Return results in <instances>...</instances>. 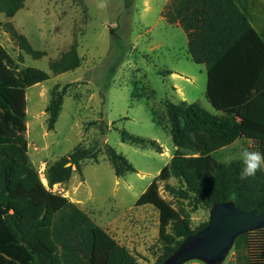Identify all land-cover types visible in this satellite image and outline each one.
<instances>
[{
  "label": "trees",
  "instance_id": "obj_1",
  "mask_svg": "<svg viewBox=\"0 0 264 264\" xmlns=\"http://www.w3.org/2000/svg\"><path fill=\"white\" fill-rule=\"evenodd\" d=\"M25 1L0 0V13L12 18ZM162 16L183 28L191 59L205 65L206 97L218 114L198 102L165 100L168 124L163 125L151 105L153 122L171 136L175 147L171 160L135 204L152 206L159 213L158 241L163 254L156 264L184 238L207 226L209 215L194 226L193 214H209L214 205L229 201L243 211L264 212V172L241 181L240 159L220 163L214 158V153L240 138L255 143L264 153V91L253 94L258 76L264 75V41L233 0H171ZM7 26L27 55L45 56ZM81 63L77 48L72 47L50 63V70L60 75L78 69ZM169 74L163 72V76ZM49 79L43 70L22 66L0 44V208L8 211L0 215V264H143L77 204L48 190L33 166L26 138V91ZM149 93L151 101L155 93ZM62 105L63 94L52 91L46 109L49 131L54 130ZM120 138L123 143L163 153L158 142L126 130L120 131ZM105 147L116 176L135 172L123 155ZM94 150L78 149L70 158L51 164L45 174L48 186L68 182L73 167L81 171V161L97 158ZM160 184L175 204L161 196ZM243 247L246 254L237 256V264H264V228L240 236L234 248Z\"/></svg>",
  "mask_w": 264,
  "mask_h": 264
},
{
  "label": "rangeland",
  "instance_id": "obj_2",
  "mask_svg": "<svg viewBox=\"0 0 264 264\" xmlns=\"http://www.w3.org/2000/svg\"><path fill=\"white\" fill-rule=\"evenodd\" d=\"M170 2L107 0V6L100 7L104 0H26L14 17L0 13V44L22 66L50 75L47 82L26 91L28 154L43 184L48 186L45 174L51 164L70 158L75 150H92L103 136L108 137L106 145L123 155L135 172L117 177L103 147L95 152L96 159L81 161V171L73 167L72 178L52 191L80 201V208L143 264H156L163 254L158 241L159 213L152 206L135 204L170 157L123 143L120 131L154 140L172 155L171 136L153 122L151 114L153 107L167 125L163 104L179 100L172 82L163 76L164 69L190 73L203 68L187 60L188 39L183 28L163 18ZM8 23L45 56L34 59L21 50ZM72 47L77 48L81 66L53 75L50 63ZM188 78L187 83L180 81L188 100L214 112L204 90L205 74L196 82ZM150 90L155 96L148 101ZM52 91L63 94V105L54 130L49 131L46 109ZM244 148L258 151L255 143L240 138L214 153V158L230 163L240 159ZM160 188L161 196L175 204L162 184ZM208 215L205 211L193 214L194 226ZM239 254L245 255V248L237 251L233 247L222 264H234L233 256Z\"/></svg>",
  "mask_w": 264,
  "mask_h": 264
},
{
  "label": "water",
  "instance_id": "obj_3",
  "mask_svg": "<svg viewBox=\"0 0 264 264\" xmlns=\"http://www.w3.org/2000/svg\"><path fill=\"white\" fill-rule=\"evenodd\" d=\"M106 139V136L101 138L94 152L106 146ZM7 212L0 208V215ZM262 228L264 212L257 214L253 210H240L232 201L216 204L209 211L207 226L184 238L177 249L160 264H186L190 261L222 264L240 236Z\"/></svg>",
  "mask_w": 264,
  "mask_h": 264
},
{
  "label": "crops",
  "instance_id": "obj_4",
  "mask_svg": "<svg viewBox=\"0 0 264 264\" xmlns=\"http://www.w3.org/2000/svg\"><path fill=\"white\" fill-rule=\"evenodd\" d=\"M233 1L239 7V9L242 11V13L247 17V19L249 20V22L251 23L253 28L256 30V32L258 33L260 38L264 41V0H233ZM186 58L188 61L193 62L189 53L187 54ZM197 65L202 66L203 68L197 67L196 69L193 70V72H190V73L185 71L184 69H164V70L171 72V74L166 75L164 77H167L168 80H170L172 82L171 87H172L173 91L179 96L178 101H186L188 103H191V101L188 100L189 97L185 91V87L180 83V81H184L187 83L188 79H189L188 76H190L192 78V82H196V81H198L199 77L203 76V78H204V74H205L204 90L206 93L207 83H208L207 69H206L205 65H201V64H197ZM185 76H187V77H185ZM256 91H257V95L260 94L262 91H264V75L258 76L257 88H255L253 90V94H255ZM212 113L218 114V112L215 109H214V112H212ZM174 151H175V149H174ZM174 151H173V154H174ZM160 154L166 155L167 157L169 156L170 160L173 156V154L169 155V153L167 151L164 152V150H163V153H160ZM166 164L167 163H165V165ZM117 183H119V182L117 181ZM47 185H48V183H47ZM57 185H60V184H57ZM57 185H55V186H57ZM46 187L48 188V186H46ZM72 202L77 204L79 208L81 207L80 201H75L74 199H72ZM233 257L235 259L234 264H237V259L235 258V256H233ZM186 264H204V263H202L200 261H190Z\"/></svg>",
  "mask_w": 264,
  "mask_h": 264
},
{
  "label": "clouds",
  "instance_id": "obj_5",
  "mask_svg": "<svg viewBox=\"0 0 264 264\" xmlns=\"http://www.w3.org/2000/svg\"><path fill=\"white\" fill-rule=\"evenodd\" d=\"M107 0L100 4V7H106ZM231 156L228 157L230 161ZM240 160L242 167L239 173V179L241 181H246L251 177L256 176L257 172H264V153L260 151H250L244 148L240 153Z\"/></svg>",
  "mask_w": 264,
  "mask_h": 264
},
{
  "label": "built area",
  "instance_id": "obj_6",
  "mask_svg": "<svg viewBox=\"0 0 264 264\" xmlns=\"http://www.w3.org/2000/svg\"><path fill=\"white\" fill-rule=\"evenodd\" d=\"M48 188H49V190H51V191H52V189H54V188H55V186H53L52 188H50V187L48 186Z\"/></svg>",
  "mask_w": 264,
  "mask_h": 264
},
{
  "label": "bare ground",
  "instance_id": "obj_7",
  "mask_svg": "<svg viewBox=\"0 0 264 264\" xmlns=\"http://www.w3.org/2000/svg\"><path fill=\"white\" fill-rule=\"evenodd\" d=\"M45 180V179H44ZM45 183V182H44Z\"/></svg>",
  "mask_w": 264,
  "mask_h": 264
}]
</instances>
